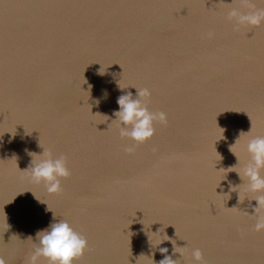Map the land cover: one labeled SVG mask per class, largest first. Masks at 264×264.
<instances>
[{"label": "water", "instance_id": "1", "mask_svg": "<svg viewBox=\"0 0 264 264\" xmlns=\"http://www.w3.org/2000/svg\"><path fill=\"white\" fill-rule=\"evenodd\" d=\"M249 3L264 8V0H0L4 264H29L35 233L53 214L88 240L73 264H153L140 254L159 261L164 246L179 257L170 240L151 247L147 234L164 233L187 243L179 264H264V230L248 214L256 201L243 184L230 190L242 182L230 149L249 159L241 131L264 135V23L234 27L226 17ZM135 87L151 90L148 107L167 122L134 144L110 122L117 97ZM42 147L67 157L60 193L24 170ZM193 247L202 262L192 261Z\"/></svg>", "mask_w": 264, "mask_h": 264}, {"label": "clouds", "instance_id": "2", "mask_svg": "<svg viewBox=\"0 0 264 264\" xmlns=\"http://www.w3.org/2000/svg\"><path fill=\"white\" fill-rule=\"evenodd\" d=\"M248 7L251 10L247 12H242L235 7L227 10L226 17L228 20L234 21V27L259 26L264 23V8H256L251 3L248 4ZM98 72L103 74L105 70L101 71L100 67ZM104 95H107L106 90ZM150 96L151 90L145 87L137 89L135 95L131 91H127L117 97L116 102L119 107L113 110L114 118L110 123L116 122L120 137L130 138L134 144L143 143L154 135L155 122H167V113L160 110L153 111L148 107L147 100ZM241 132L247 135L245 148L249 154V159L241 162L234 151V147L230 149L237 157V162L232 166H240L239 170L234 168V171L242 181L234 185L230 183V190L238 192L239 186L243 184L244 191L252 194L251 200L254 199L256 204L254 206L250 205L253 208L251 213L247 212L250 215L255 214L256 221L253 227L256 231H262L264 230V211L261 210L264 207V174H262V169H264V135H248L251 132V127L247 132ZM241 132L231 145L234 146L237 143ZM134 144L125 146V151L131 152ZM42 149L40 153L29 152L31 160L29 166L24 170H27L29 179L32 182L43 183L48 193H60L62 191V178L71 175L67 157L64 154H54L51 148L42 147ZM245 198L248 199L247 196ZM5 222L9 229L11 226L8 223L7 215ZM157 232L158 230L152 233ZM147 236L153 250H156L157 246L161 245L163 241L170 240L173 245L172 253H179V257L185 255L187 243L179 246L166 233L159 239L154 236L150 240L148 234ZM33 241L34 248L29 258V264H37L40 257H44L48 264H73L74 260L82 256L88 248L86 236L77 231L67 219L57 218L54 214L53 219L45 228L37 230ZM153 241L155 242L153 243ZM158 251L163 254L159 261H156L152 254L145 255L141 253L140 255L150 257L153 264H179V257L173 258L172 255L168 254L166 246L158 247ZM190 255L193 262L203 261V252L199 247L191 248ZM0 264H4V262L0 260Z\"/></svg>", "mask_w": 264, "mask_h": 264}]
</instances>
